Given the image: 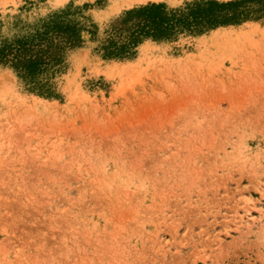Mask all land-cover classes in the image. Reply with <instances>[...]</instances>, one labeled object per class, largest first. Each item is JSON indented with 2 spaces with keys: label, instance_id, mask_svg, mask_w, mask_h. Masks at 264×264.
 I'll list each match as a JSON object with an SVG mask.
<instances>
[{
  "label": "rangeland",
  "instance_id": "obj_1",
  "mask_svg": "<svg viewBox=\"0 0 264 264\" xmlns=\"http://www.w3.org/2000/svg\"><path fill=\"white\" fill-rule=\"evenodd\" d=\"M95 1L0 0V40L187 0ZM66 62L46 97L0 66V264H264V13Z\"/></svg>",
  "mask_w": 264,
  "mask_h": 264
},
{
  "label": "trees",
  "instance_id": "obj_2",
  "mask_svg": "<svg viewBox=\"0 0 264 264\" xmlns=\"http://www.w3.org/2000/svg\"><path fill=\"white\" fill-rule=\"evenodd\" d=\"M86 6L67 5L22 34L0 40V66L10 69L27 90L51 96L54 79L65 71L67 56L75 49L89 46L101 59H130L144 41L170 43L259 19L264 13V0H187L177 6L147 1L98 25L83 15Z\"/></svg>",
  "mask_w": 264,
  "mask_h": 264
}]
</instances>
